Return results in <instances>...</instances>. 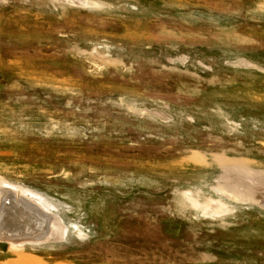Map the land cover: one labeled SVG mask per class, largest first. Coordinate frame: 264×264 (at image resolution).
Wrapping results in <instances>:
<instances>
[{
    "label": "rangeland",
    "instance_id": "rangeland-1",
    "mask_svg": "<svg viewBox=\"0 0 264 264\" xmlns=\"http://www.w3.org/2000/svg\"><path fill=\"white\" fill-rule=\"evenodd\" d=\"M0 264H264V0H0Z\"/></svg>",
    "mask_w": 264,
    "mask_h": 264
},
{
    "label": "bare ground",
    "instance_id": "bare-ground-1",
    "mask_svg": "<svg viewBox=\"0 0 264 264\" xmlns=\"http://www.w3.org/2000/svg\"><path fill=\"white\" fill-rule=\"evenodd\" d=\"M32 209V208H31Z\"/></svg>",
    "mask_w": 264,
    "mask_h": 264
}]
</instances>
